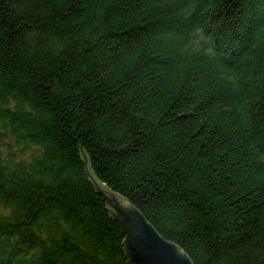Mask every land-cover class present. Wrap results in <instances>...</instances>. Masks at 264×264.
<instances>
[{
    "label": "trees",
    "instance_id": "trees-1",
    "mask_svg": "<svg viewBox=\"0 0 264 264\" xmlns=\"http://www.w3.org/2000/svg\"><path fill=\"white\" fill-rule=\"evenodd\" d=\"M77 145L192 264H264V0H0V264H128Z\"/></svg>",
    "mask_w": 264,
    "mask_h": 264
},
{
    "label": "water",
    "instance_id": "water-1",
    "mask_svg": "<svg viewBox=\"0 0 264 264\" xmlns=\"http://www.w3.org/2000/svg\"><path fill=\"white\" fill-rule=\"evenodd\" d=\"M77 151L88 182L102 197L109 218L124 235L121 246L128 264H192L189 257L176 244L164 239L133 205L101 185L90 172L79 145Z\"/></svg>",
    "mask_w": 264,
    "mask_h": 264
},
{
    "label": "rangeland",
    "instance_id": "rangeland-1",
    "mask_svg": "<svg viewBox=\"0 0 264 264\" xmlns=\"http://www.w3.org/2000/svg\"><path fill=\"white\" fill-rule=\"evenodd\" d=\"M8 141V139L6 140V142ZM9 144H11V148L12 149H14L15 147H13V145H12V143H11V141H9ZM33 149L32 148H29V147H27V148H25L24 149V156L26 157L27 155H29V152H31ZM101 184V183H100ZM101 185H103V184H101ZM104 186V185H103ZM105 187V186H104ZM106 188V187H105ZM125 202H127V200L126 199H124V198H122ZM128 203V202H127ZM129 204V203H128Z\"/></svg>",
    "mask_w": 264,
    "mask_h": 264
}]
</instances>
